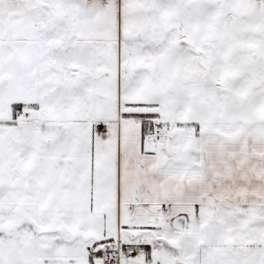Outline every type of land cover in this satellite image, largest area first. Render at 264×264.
<instances>
[{
  "label": "snow or ice",
  "instance_id": "snow-or-ice-1",
  "mask_svg": "<svg viewBox=\"0 0 264 264\" xmlns=\"http://www.w3.org/2000/svg\"><path fill=\"white\" fill-rule=\"evenodd\" d=\"M0 264H264V0H0Z\"/></svg>",
  "mask_w": 264,
  "mask_h": 264
}]
</instances>
